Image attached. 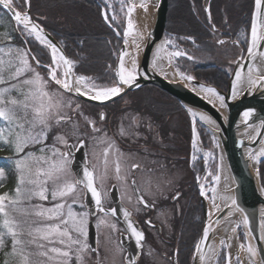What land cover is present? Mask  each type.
Segmentation results:
<instances>
[{
    "label": "snow or ice",
    "instance_id": "obj_1",
    "mask_svg": "<svg viewBox=\"0 0 264 264\" xmlns=\"http://www.w3.org/2000/svg\"><path fill=\"white\" fill-rule=\"evenodd\" d=\"M27 7H24V6ZM0 6L7 9L11 14V19L17 26V31H22L27 37H33L40 45L50 50L51 63L41 65L30 49L8 47L7 52L4 48H0V120L6 122L4 127H0V145H8L15 154V167L18 172L17 186L12 193H0V248L5 246V238H11V250L5 253L4 264H8L7 257H18L19 264H70L73 254L75 255L76 264H84V254L89 251H97L88 243L89 229V213L76 212L73 210L72 204L78 202V186L82 185L83 189L91 194L96 210L99 213L108 214L109 210L103 205L104 197L107 195L103 191V181L107 177L110 164H114L115 179L122 181L125 177L121 176V157L122 153L117 155L119 150L112 142L100 138L98 143L107 144L103 149V160L101 163L104 172L97 176L96 165L90 169L87 165L82 170V178L78 173H74L71 168V152H62L59 148L49 149L46 144L47 134L53 126H59L63 122L70 120L66 113L62 114L65 107H71V101L65 99V93H75L81 96H88L92 100L105 101L117 96L121 91L119 85H131L135 79L137 72V63L134 57H131V67L125 66L126 51H121L119 55L120 66L116 72L119 84L111 87H98L91 78L83 75H75L73 72L74 62L66 58L60 49L48 38L44 28L37 23L30 15V0H0ZM140 7L147 10V4L141 3ZM134 10V5L128 7V15ZM264 12V0H255V12L252 16L251 24V41L248 46V52L251 60L254 62L256 53L253 51L257 48L261 41H264V35L258 34V18ZM107 19V16H105ZM116 19L115 16L112 17ZM133 21L128 20L127 28L124 31L125 45L129 41L128 37L133 36L132 43L139 50L140 43L133 35ZM139 35V34H137ZM140 39H143L142 35ZM173 43L172 40L166 39L161 45L157 46L152 61V67H158L157 61L161 59V53L165 46ZM223 43V41H220ZM14 53V56H13ZM7 55L8 59L4 56ZM169 63L175 57L186 55L182 50H176L167 54ZM34 60L37 67H45L48 69V78L45 79L36 70V67L30 63ZM264 58V52L260 53ZM191 60L192 57L188 56ZM254 63L249 65L246 80L242 78L241 71L235 73V79L232 83L233 96L239 94V86L246 82L250 87H255L264 81V75H258L254 78L253 73L256 72ZM178 75L185 81L191 82L194 77L179 72ZM54 82L59 86L57 90H49V84ZM200 90L204 93L211 94L219 101L223 107L225 97L216 92L211 87L200 86ZM17 95L13 96L12 93ZM79 105H77V108ZM191 115L195 118L197 115L189 109ZM244 120L247 122L252 116L251 111L243 113ZM101 119H104L101 115ZM199 119L205 123H213L207 115L200 114ZM89 123H94L89 121ZM75 127V125H73ZM93 131L99 129L93 128ZM123 134V130L122 133ZM193 148H196L195 129L193 130ZM254 138V137H253ZM65 147L73 148L77 145H69L67 139L62 135L55 138ZM40 145L38 151L29 150L33 146ZM80 148L85 147V141L79 140ZM51 153L50 155L48 153ZM94 155H96L94 153ZM112 156V161L109 156ZM206 156L208 154H205ZM264 156V150L253 155L249 152V157L258 160V157ZM196 157L193 156V159ZM133 169L139 168L138 164L131 166ZM5 175L0 169V177ZM219 180V177H214ZM99 182L100 187L96 185ZM51 185V187H49ZM132 189L134 192L139 190L135 188L133 181ZM213 207L218 211L221 210L219 205L215 203L217 199L227 202L231 200V205L235 206L237 201L234 197L219 196L216 189L212 188ZM49 195L54 202L51 207H45L43 204L33 203L34 199L39 201H48ZM201 195H205L203 186L201 187ZM72 198V203H68V199ZM123 199V197H122ZM130 199V197H129ZM138 204L145 207L149 205L142 195L136 197ZM83 207V205H81ZM236 211H241L239 208ZM111 215H116L118 210L111 209ZM232 213L229 212V215ZM123 216L127 223V230L131 236L136 239L137 245H140L144 239L143 233L138 231L131 222L130 213L123 211ZM243 223H249L248 217L244 216ZM101 225H107L115 230L114 224H108L104 218H99L96 227L99 229ZM239 227V225H237ZM232 231L235 233L236 228ZM209 235L208 226L205 227L203 239L197 243L196 250L199 253V259L203 262L206 258L211 257L201 248ZM224 244V241H221ZM59 245V246H57ZM245 248L244 245H241ZM33 249H35L33 251ZM249 254V264H255L252 257L257 254V248L248 245L245 248ZM212 256L216 253L213 249H209ZM33 257H37L33 260ZM264 264V260L261 261Z\"/></svg>",
    "mask_w": 264,
    "mask_h": 264
},
{
    "label": "flooded vegetation",
    "instance_id": "obj_2",
    "mask_svg": "<svg viewBox=\"0 0 264 264\" xmlns=\"http://www.w3.org/2000/svg\"><path fill=\"white\" fill-rule=\"evenodd\" d=\"M248 1L239 0L240 4H247ZM186 2L191 20L197 22L203 30L177 34L167 29L168 12L172 7L179 5V0H168L164 35L173 36L179 44L183 43L184 46H179L185 50L194 47L195 49L190 52L195 54L209 49L213 53H220L225 60L229 61L228 53L233 54L232 51L237 49L243 56L246 48L245 38L242 39L236 30L232 31L214 24L217 21L224 22L232 19L223 12L222 5L219 11H216L213 9L212 0H186ZM251 2L253 5L254 0ZM171 19L180 20L182 18L175 13ZM113 23L120 33L114 32V34L122 39V25L117 21ZM20 38L23 42L25 39L31 50L34 45L31 39L23 36ZM212 42L215 44H210ZM38 55L41 56L43 65L50 63L43 49ZM39 68L42 69V74H45L47 79L48 69ZM226 72L228 73V70ZM110 81H114L113 76ZM51 83L59 89L58 85ZM144 86L129 90L105 104L90 103L73 94L65 93L71 101V107L64 109L70 117L68 121L72 120V124L74 123L77 129L76 141L71 144L77 145L79 140L85 141V160L90 169L96 165L95 175L100 176L104 172L101 161L103 160V149L107 147V144L98 143L100 138L114 143L119 150L117 155L123 154L121 176L125 179L117 181L114 164H110L107 177L103 181V191L107 193L103 205L108 210L117 209L118 212L127 210L133 219V225L144 236L140 245H137L136 239L127 230L126 223L111 215V212L107 215L97 212L95 204L86 206L84 189L80 185L77 192L78 202L72 204V207L76 212L89 213L88 243L91 247L98 249V254L97 251L84 254V264L205 263L199 259L196 250L204 227V206L207 208L212 201V193L209 189L206 190L204 196L201 195L198 171L205 172V165L202 166L203 159H199L194 166H190L186 144V134L187 131L190 134V129L188 127L181 131L170 126L172 116L178 114L174 110L175 103L171 99L173 96L162 93H155L152 96L158 101L157 106L161 107V111L165 112L161 114L157 109L151 110L145 105L144 96L140 95V88ZM77 105H79L78 108ZM101 115L104 119H101ZM89 121L94 123H89ZM94 127L99 131H93ZM122 130L123 134H121ZM200 134L205 137L204 132ZM71 157L72 154L70 159ZM112 159L110 155L109 160L112 161ZM133 164H138L139 168L133 169L131 167ZM133 181H135V188L139 190L138 192H134L131 187ZM96 186L100 187L99 182ZM137 195H142L149 206L138 204ZM35 203L47 204L39 200ZM68 203H72V199L69 198ZM103 216L108 224L115 225V230L107 225H101L99 229L96 227L98 219ZM207 251L204 252L208 253ZM70 264H76L74 254Z\"/></svg>",
    "mask_w": 264,
    "mask_h": 264
},
{
    "label": "water",
    "instance_id": "obj_3",
    "mask_svg": "<svg viewBox=\"0 0 264 264\" xmlns=\"http://www.w3.org/2000/svg\"><path fill=\"white\" fill-rule=\"evenodd\" d=\"M0 8L11 18V14L7 9H4L2 6H0ZM167 9L168 0L156 1L153 16L147 28L141 58L137 64L136 79L131 85H119L122 91L117 96L105 101L92 100L88 96H81L75 93L70 94L90 103L105 104L117 99L129 90L151 84L173 96L187 112H189V109L195 112L197 114L195 119L202 123L216 139L218 150L220 151L230 181L229 197H234L237 201V204L231 207L226 206V204L231 205V200L227 202H216L221 210L218 211L214 208L212 216L209 215L208 207L206 208L204 206V227L199 242L203 239L206 226L209 228V235L207 240L201 244V248L203 251H209L216 229L220 223L229 216V212H231L232 214H237L241 220V225L239 226L245 247L252 245L257 248V254L252 257V259L255 264H261V261L264 260V188L259 181L258 164L264 157L253 162L249 157V152L252 154L254 153V149L264 136V81H261L260 84L255 87L246 85L239 94L235 96H233L232 90L235 73L241 71L242 78H245L249 65L253 62L248 52V46L251 41V26L245 53L243 56L239 55L234 59L233 68L228 76L225 90L216 88L198 79L192 81V83L198 86L203 85L205 87H211L215 89L217 93L225 97L224 111H221L210 101L182 82L168 80L152 67V54L163 38ZM254 12L255 0L253 3L252 16ZM13 23L17 30L14 21ZM44 30L48 38L60 49L62 54L68 58L59 42L46 29ZM258 34L264 35V12H262L261 16L258 18ZM123 38H125L124 35ZM26 48L29 49L27 45ZM121 51H125L124 42H122L119 47L114 63V78L116 85L119 84L116 72L119 70L120 66L119 55ZM253 51L257 54L256 58L261 57L260 53L264 52V41H261L258 47L254 48ZM261 75H264V73ZM246 111L252 112V116L249 117L247 122H245L243 116V113ZM200 114L210 117L214 125L209 126L207 123L202 122L199 119ZM68 144L72 145L71 143ZM78 145L79 142L74 149L67 147V151H70L72 154L71 168L73 172L78 173L82 178V170L87 163L84 156V147L80 148ZM87 167L89 166L87 165ZM84 204L86 206L95 204L94 201H92L91 194L86 190H84ZM236 208H239L241 211H236ZM109 212L111 211L109 210ZM114 216L124 223H128L123 216V212H117ZM244 216L248 217L249 223L247 225L243 223ZM129 219L131 222L133 221L131 216Z\"/></svg>",
    "mask_w": 264,
    "mask_h": 264
},
{
    "label": "trees",
    "instance_id": "obj_4",
    "mask_svg": "<svg viewBox=\"0 0 264 264\" xmlns=\"http://www.w3.org/2000/svg\"><path fill=\"white\" fill-rule=\"evenodd\" d=\"M212 5L216 11H219L222 5L223 12L232 17L230 21H217L214 24L232 31L239 30L242 39L246 40L253 9L251 0L247 4H240L239 0H212ZM175 13L182 19L172 20ZM30 14L62 45L66 55L74 62V71L77 74L91 78L98 87L107 86L112 82L110 79L113 76L114 61L121 39L106 24L101 15L100 5L94 0H30ZM191 19L186 0H179V5L172 7L168 12L166 27L177 34L203 30ZM210 44L214 45L215 42ZM31 49L38 58L41 57L38 53L41 54L42 49L38 45L34 44ZM186 65L195 79L225 89L228 73L223 68L207 63L196 65L188 60ZM155 93L168 95L154 86L145 85L140 88V95L144 96L145 105L151 110L157 109L161 114H165L161 111V107L157 106L158 101L152 98ZM171 99L175 103L174 110L184 114L187 120L186 111L175 98L171 97ZM196 125L200 133L204 131L199 122H196ZM258 176L264 188V160L258 165Z\"/></svg>",
    "mask_w": 264,
    "mask_h": 264
},
{
    "label": "rangeland",
    "instance_id": "obj_5",
    "mask_svg": "<svg viewBox=\"0 0 264 264\" xmlns=\"http://www.w3.org/2000/svg\"><path fill=\"white\" fill-rule=\"evenodd\" d=\"M104 1L108 6L107 9L113 11L111 14H113V16L116 17L115 20L120 25H122V27H124V28H122L123 32L127 28L128 20L131 19L133 21V25H134L133 35L134 36H141L142 35V37L144 36L146 39L147 28H148L149 22L152 19L154 7H155L156 3L153 5V7H151L149 1L143 2V3L147 4V10H145L144 8L140 7V4L142 3V2H140V4L138 6H134V10L131 14V17H129L128 11H127L128 7L134 5L131 0H104ZM24 7H27V6L25 5ZM114 8H117V10L116 9L114 10ZM238 32H240V31L237 30V33ZM21 33H23V32H21ZM137 34H139V35H137ZM23 35L27 39L29 38V39H33V41L35 40L33 37H27L24 33H23ZM17 39L18 38H17V34L15 32V28L13 26L12 19L3 10L0 9V48H4L5 52H7L8 47L26 49L24 47L23 43L19 39L18 40ZM166 39H169V38H167V36H166L164 41ZM124 41H125V38H123L122 42H124ZM37 43L39 44V42H37ZM179 45L184 46V44L181 42H180V44L173 42L171 44L166 45L165 47L169 52H173L176 50H182L184 53H186V55H184V56L173 58L172 62H171V65L174 67V69L178 73L183 72L186 75H191L189 72L190 68L186 67L187 66L186 65V63H187L186 59H188V56L192 57V59L190 61L193 63L199 64V63L209 62V63L216 64L217 66H219L221 68H225L226 71L227 70L229 71L232 69L233 58L240 55L239 50L235 49V51L234 50L232 51L233 54L228 53V55H230L229 58L231 60L229 59V61H227L223 58V56L220 53H213L209 49L202 51V53H200L201 54L200 55L197 52H196V54L190 52V51H193L195 49L194 47L188 48L187 50H185V48L183 49ZM47 50L49 51V59L51 61L50 50L49 49H47ZM142 50H143V48H142ZM126 52L128 53V51H126ZM141 53H142V51H141ZM0 55H2V54H0ZM13 56H14V53H13ZM46 57H48V55H46ZM4 58L8 59V56L5 55ZM29 59H30V63L33 65V67H36V70L41 74V76H43L46 79L45 75L42 74V69L36 66V63H34L31 60L30 56H29ZM196 59H197V61H196ZM138 61L139 60L136 61L137 64H138ZM126 67L130 68L131 65L130 66L126 65ZM77 76H79V75H77ZM111 86H116L114 81H112L109 84V86L107 85L104 87H111ZM100 88H103V87H100ZM57 89L58 88L54 84H52V83L49 84V90H57ZM12 95L16 96L17 93L13 92ZM65 99L68 100V97L65 96ZM64 113L68 114L67 110L63 109L62 114H64ZM186 113L188 116L187 120H186L184 114H179V113L174 114V116H172V118H171L170 126L173 129L177 128L178 130H181V131H184L185 128L188 129V127H189L190 134H189V131H187V134H186V144L188 145V157H187L188 163L190 166H194V164L199 159H201V158L203 159L202 166L205 165V172L200 173V171H198V173H199V184H200V187L203 186L205 192L208 189L211 191V189L215 185L214 177H216L218 175V172H219L221 154H220V151L218 150L217 144L213 142V136L211 135V138L209 137L208 130L206 127L204 128V126H203V129H204L203 132H204V136H205V137H203L204 140L202 142L200 139L199 133H197V135H196L198 137L197 139H199L198 141H200L201 143L199 142V145L196 144V148L195 149L193 148V139H194L193 127H195V132L197 131V129H196V125H195V119L189 114V112H186ZM73 124H72V120L67 121L65 123H61L59 126L55 125V123L53 122V126H52L51 130L48 132L47 139H46V144H47L48 148L49 149L59 148L61 151L66 149L64 144L59 143L55 139L57 135H62L65 137V139H67L68 142L75 143L76 137H77V134H76L77 129L75 127H73ZM5 125H6V122L0 120V127H4ZM39 147H41V146L36 145V146H33V148L29 149V150L35 151L36 154L39 155L40 154L38 151ZM202 147H203V149H201ZM48 154L50 155L51 153L49 152ZM205 154H208V155L206 156ZM193 156H195L196 158L193 159ZM15 158H16L15 154H14V152L10 146L0 145V169H2L5 173V175L3 177H0V193H3V192L12 193L13 190L15 189V187L17 186L18 172H17L16 167H15ZM49 187H51V185H49ZM70 199H72V198L70 197ZM36 200H38V199H34L33 203H35ZM45 203H47V204H43L45 207H51L52 204L54 203L51 200L50 195H49V200L45 201ZM101 218L105 219L104 216ZM237 232H238V239L240 241V249L246 251L245 250L246 247L245 248L241 247V245L245 246V244L242 241L240 226L238 227ZM10 250H11V238L6 237L5 238V246L3 248H0V264H4V261L6 259L5 253L10 252ZM34 250L35 249H33V251ZM7 259H8V264H19V258L18 257L9 256V257H7ZM36 259H37V257H33V260H36ZM232 261H233V264H239L240 257L238 256V254L233 256ZM226 263H227V249H226L225 241H224V244L221 245V248H220V251H219V254L217 256L215 264H226Z\"/></svg>",
    "mask_w": 264,
    "mask_h": 264
},
{
    "label": "bare ground",
    "instance_id": "obj_6",
    "mask_svg": "<svg viewBox=\"0 0 264 264\" xmlns=\"http://www.w3.org/2000/svg\"><path fill=\"white\" fill-rule=\"evenodd\" d=\"M131 1L133 2L134 6H138L140 4V2H148L149 1L150 2V6L153 7V5L156 3L157 0H131ZM135 38L140 43L139 50H137L135 48V45L132 43L133 36H129L128 37L129 43H128L127 46L125 45V51H128V55L125 56V64L127 66L131 65V57H134L136 59V61L141 58V54L140 53H141L142 48H143L144 43H145V37L143 36V39H140V36H135ZM163 42H164V40H162L158 45H161ZM157 46L154 49V52L152 54L151 65H152V61L154 59V54H155V51L157 49ZM168 53H170V52L165 47L164 51L161 53V59L157 61L158 67H156L154 69L159 74H161L162 76H164L168 80L182 82L183 84H185L186 86H188L192 90H194L197 93H199L202 97H204L205 99L210 101L218 109H220L221 111H224V106L221 107L219 101H217L215 99V97L211 96V94L202 92L200 90V86L192 83V81L191 82L185 81L184 79H182L178 75V72L169 63V58H168V55H167ZM47 58H48V61H50L49 53H48V57ZM253 63L255 65V68L257 69V71L253 73L254 78H256L258 75H261V74L264 73V58L258 57V58L255 59L254 62H252V64ZM73 72L76 75V72L74 71V69H73ZM247 74H248V72H247ZM246 77H247V75H246ZM246 77L243 78V79L246 80ZM246 85H248L246 82L242 83L239 86L240 91ZM190 115H191V113H190ZM207 124L209 126H213L214 125L213 123H207ZM195 143L197 145H199L197 137H195ZM262 150H264V136H263L261 142L254 149L253 155H256L257 153L261 152ZM263 157L264 156H260V157H258V159L259 158H263ZM256 161L257 160H253V162H256ZM217 176L219 177V180L218 181L215 180V185L213 187V188L216 189V194H218L219 196H227V197H229L230 181H229V178H228V175H227V170H226V167H225V164H224L222 158L220 159L219 172H218ZM211 193H212V196H213L214 194H213L212 191H211ZM218 201H223V200L217 199L215 201V203L218 202ZM208 210H209L208 211L209 215L212 216L213 213H214L213 200L209 203ZM237 225H241V220H240V218H239V216L237 214H231V215L227 216L222 221V223H220V225L218 226V228L216 229V231H215V233L213 235V239L211 241V246H210V248L215 251L216 255L212 256L211 252L208 251V255L211 258L210 259L206 258L204 264H215L217 256H218L220 248H221V245H222L221 241H225V246H226V249H227V263L226 264H233L232 258L236 254H238V256L240 257L239 264H249V260H248L249 254L246 251L240 249V241L238 239V232H237L238 227H237ZM234 227L236 228V232L235 233L232 231V229ZM263 231H264V221H263Z\"/></svg>",
    "mask_w": 264,
    "mask_h": 264
}]
</instances>
